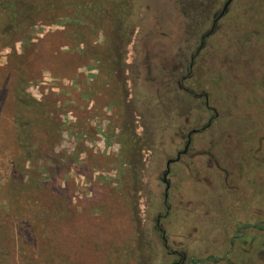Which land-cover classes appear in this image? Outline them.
Instances as JSON below:
<instances>
[{"label": "rangeland", "instance_id": "obj_1", "mask_svg": "<svg viewBox=\"0 0 264 264\" xmlns=\"http://www.w3.org/2000/svg\"><path fill=\"white\" fill-rule=\"evenodd\" d=\"M28 1L10 32L0 9V264H170L158 216L187 256L238 229L223 264H264V0H233L190 73L224 0ZM185 76L217 117L164 216L165 161L213 116Z\"/></svg>", "mask_w": 264, "mask_h": 264}, {"label": "flooded vegetation", "instance_id": "obj_2", "mask_svg": "<svg viewBox=\"0 0 264 264\" xmlns=\"http://www.w3.org/2000/svg\"><path fill=\"white\" fill-rule=\"evenodd\" d=\"M227 0H224L223 3H222V6L221 8L218 10V11H215L213 14H212V24H211V28L209 29V31H207L206 33H204L203 35H201L200 37V45L199 47L196 49V51L194 52V54L191 56V61H190V64L188 66V73H190V69L192 67V62H193V59L199 54V52L201 51V49L204 47V44H205V39L207 37H209L212 32L214 31V29L216 28L218 22L226 15L227 13V10H228V7L230 6V4L232 3L233 0H231V2L228 4L224 14L222 16H220V13L222 12L223 8H224V5L226 3ZM216 4V3H215ZM186 78L185 77H182L180 79V81L178 82V87L179 89L186 93V94H190V95H193V96H197V97H204V100H205V107L207 109H209L210 111H212L213 113V116L210 117V119H208L207 123L202 126L200 129H191L187 132L186 134V138H185V141L183 143V146H182V149L177 151L176 154H175V157L174 158H170V159H167L165 161V165H164V170L162 171L161 173V178H160V181L162 183V185L164 186V189H163V193H162V196H163V204H164V209H165V213H164V216H167L168 214V210H169V206H168V201H169V194H170V190H171V181L169 179V175L171 173V166L173 164H177V163H180L181 159L184 157H188V154H189V148H190V145L192 143V136L195 135V134H198L204 130H206L208 127H210L212 121L217 117V114L215 112V110L211 107L208 106V99H207V96L206 95H201V94H193L191 91L187 90L186 88H184L183 84H182V81H184ZM147 149V148H145ZM143 149L139 150L138 152L140 153ZM148 151V149H147ZM135 156H138L137 155H132V157L134 158ZM169 162V164L167 165V163ZM168 171L166 177L164 178L163 174ZM164 179L166 180V182L164 181ZM159 220H160V216L157 217L156 219V222H155V230L158 234H160V238L162 239L163 241V249H164V253H165V256L168 257V258H171L172 261L170 264H214V263H218V264H223L225 263V261L228 259L229 255L233 252V241L235 239H240V238H243L244 237V233L239 231L238 229H236L234 231V235L228 240V245H229V250L226 251L224 253V255L222 257H215V256H196V255H189L187 256L186 252L185 251H182V250H178V249H173V247H170L169 244H168V241H167V238L165 237V233L164 231L160 228V225H159ZM250 228H257V227H260V226H252V225H248ZM261 231V230H260ZM243 250L245 251V248L242 247ZM247 252V251H245ZM203 254V253H202ZM229 264H237V262H230Z\"/></svg>", "mask_w": 264, "mask_h": 264}, {"label": "trees", "instance_id": "obj_3", "mask_svg": "<svg viewBox=\"0 0 264 264\" xmlns=\"http://www.w3.org/2000/svg\"><path fill=\"white\" fill-rule=\"evenodd\" d=\"M189 3L190 1H187L184 6H189ZM0 9L7 14L6 18L8 23L6 24V27L8 28L5 32H10L15 26L25 20H29L36 11L37 6L30 3L28 0H0ZM22 105L25 106L24 104Z\"/></svg>", "mask_w": 264, "mask_h": 264}, {"label": "water", "instance_id": "obj_4", "mask_svg": "<svg viewBox=\"0 0 264 264\" xmlns=\"http://www.w3.org/2000/svg\"><path fill=\"white\" fill-rule=\"evenodd\" d=\"M230 2H231V0H227V1H226L223 10H222V12L220 13V16H222V15L224 14V12H225V10H226V8H227V6H228V4H229ZM168 164H169V162L167 163V165H168ZM167 173H168V171H166V172L163 174L164 178L166 177ZM164 181L166 182L165 179H164Z\"/></svg>", "mask_w": 264, "mask_h": 264}]
</instances>
